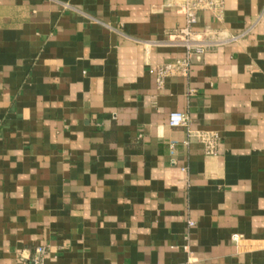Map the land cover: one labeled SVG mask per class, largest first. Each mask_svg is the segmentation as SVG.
<instances>
[{
    "label": "crops",
    "instance_id": "obj_1",
    "mask_svg": "<svg viewBox=\"0 0 264 264\" xmlns=\"http://www.w3.org/2000/svg\"><path fill=\"white\" fill-rule=\"evenodd\" d=\"M164 2L0 0V264H264V0L200 12L159 86Z\"/></svg>",
    "mask_w": 264,
    "mask_h": 264
},
{
    "label": "built area",
    "instance_id": "obj_2",
    "mask_svg": "<svg viewBox=\"0 0 264 264\" xmlns=\"http://www.w3.org/2000/svg\"><path fill=\"white\" fill-rule=\"evenodd\" d=\"M226 0H165L163 6L173 9L176 12L182 13L185 17V26L178 29L175 34V38L179 39L186 49L184 57L177 58L174 61L159 64L153 68V72L156 74L157 82L159 86H162L164 79L169 76H188L191 68L192 61L191 56L194 53L203 54L207 51L208 44L195 38V32L193 25L197 22L198 15L202 11H208L212 13L216 18H222L225 8ZM211 33V32H210ZM236 38V37H235ZM194 90L191 89L190 92ZM189 117L185 112L173 111L169 115V125L171 127H180L188 125ZM195 136L205 146V152L207 155H215L217 153V133H198L189 131V137ZM185 144L190 143V138L184 141ZM172 150H175L174 144L171 145ZM171 164H176V159L173 156ZM185 170L186 168H182ZM193 225L194 222L189 223ZM233 239L240 238L239 234H233ZM47 254V247L40 245L36 247L35 256L33 257L31 264H44V260Z\"/></svg>",
    "mask_w": 264,
    "mask_h": 264
}]
</instances>
